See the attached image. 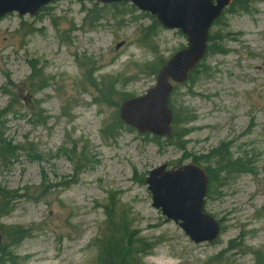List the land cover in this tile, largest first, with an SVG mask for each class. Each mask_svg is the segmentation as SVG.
I'll list each match as a JSON object with an SVG mask.
<instances>
[{
  "label": "rangeland",
  "instance_id": "obj_1",
  "mask_svg": "<svg viewBox=\"0 0 264 264\" xmlns=\"http://www.w3.org/2000/svg\"><path fill=\"white\" fill-rule=\"evenodd\" d=\"M154 20L128 2L76 0L0 18V139L24 148L0 160V195L11 210L0 227L26 234L0 264H96L111 202L153 245L143 264H255L264 250V0H234L210 28L211 49L170 96L187 132L172 143L124 124L104 132L118 118L117 100L144 95L156 82L150 68L187 46ZM33 67L46 82L38 93ZM90 83L113 87L112 106L93 102ZM221 144L253 172L215 178L203 210L220 235L194 244L152 207L144 181L162 165L212 167L200 157Z\"/></svg>",
  "mask_w": 264,
  "mask_h": 264
},
{
  "label": "water",
  "instance_id": "obj_2",
  "mask_svg": "<svg viewBox=\"0 0 264 264\" xmlns=\"http://www.w3.org/2000/svg\"><path fill=\"white\" fill-rule=\"evenodd\" d=\"M55 0H0V18L11 12L33 16ZM102 4L129 2L147 12L165 29L179 30L187 47L174 54L157 72L155 86L140 97L120 104L118 117L138 134L170 138L173 114L169 107L174 85L189 79L190 73L204 58L208 32L223 9L233 0H76ZM145 184L152 207L176 224L194 244H212L220 234V225L203 212L208 177L195 164L167 170L165 165L149 172ZM2 236L0 234V245Z\"/></svg>",
  "mask_w": 264,
  "mask_h": 264
},
{
  "label": "trees",
  "instance_id": "obj_3",
  "mask_svg": "<svg viewBox=\"0 0 264 264\" xmlns=\"http://www.w3.org/2000/svg\"><path fill=\"white\" fill-rule=\"evenodd\" d=\"M155 24L158 23L154 20V25ZM209 49L211 48L208 47L207 51H209ZM160 65L161 64L150 68L151 74H156V71H158ZM195 71L196 70L191 73L190 79L195 74ZM31 78L35 79V84L33 85L34 93H38L45 89L46 82L35 67L32 68ZM36 81H39L38 85ZM90 84L95 89L97 95L93 102L95 104H98L99 102L100 104H105L106 106H112L110 101L112 95L114 94L113 87L106 86L104 84L102 87H98L94 83ZM130 98L132 97L127 94L122 95L120 100H117V104H114L112 107H117L118 103L120 104ZM173 116L174 121L172 126V136L170 139H164L166 143H172L175 140L182 138L187 133L180 132L178 130V119L174 112ZM122 125L123 124L119 121V119L115 117L113 123L106 126L104 132L107 135H112L114 127H122ZM150 141L153 143H158L161 141V139L157 137H151ZM20 151H24L22 146L17 147L6 140L0 139V160L11 159ZM196 159L197 158H195L194 161ZM200 160H204L213 165L212 167L207 166L206 168H203L208 176L209 190L213 188L215 178L221 174L222 175L220 176L219 180L227 178L224 176V174H250L253 172L252 168L246 163L245 158L233 160L232 153L230 152L228 145L224 144H221L216 149H213L206 155H203L200 157ZM10 212L11 210L9 202L7 201V196L0 195V217L8 215ZM104 216V230L101 232V235L95 239V246L97 247L96 264H143L142 257L151 253L153 245L147 242L145 239L138 237L139 231L131 228L132 223L127 219L128 214L126 212L123 213V211L117 212L116 203L111 202L108 206L104 207ZM0 231L2 236L5 237V246L3 245L0 248L1 263L5 257H10L9 254L6 253L5 248L7 246L19 244L21 240L26 237V234L20 227L12 228L10 234L5 233L1 227ZM233 245L234 241H230L229 247H232ZM255 264H264V250L255 252Z\"/></svg>",
  "mask_w": 264,
  "mask_h": 264
}]
</instances>
